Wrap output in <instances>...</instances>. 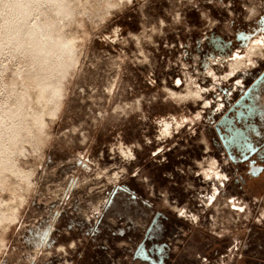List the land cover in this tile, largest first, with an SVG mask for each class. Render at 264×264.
I'll return each instance as SVG.
<instances>
[{"label":"rangeland","instance_id":"obj_1","mask_svg":"<svg viewBox=\"0 0 264 264\" xmlns=\"http://www.w3.org/2000/svg\"><path fill=\"white\" fill-rule=\"evenodd\" d=\"M59 4L35 5L28 24L73 42L77 64L56 115L39 132L24 118L7 152L0 264H264V47L225 78L264 43V0ZM46 81L60 87L27 51L3 49L0 117L25 100L38 113ZM187 86L200 99L168 92ZM212 162L220 178L204 175Z\"/></svg>","mask_w":264,"mask_h":264},{"label":"bare ground","instance_id":"obj_2","mask_svg":"<svg viewBox=\"0 0 264 264\" xmlns=\"http://www.w3.org/2000/svg\"><path fill=\"white\" fill-rule=\"evenodd\" d=\"M42 2L49 3L56 8H60L61 6L59 4V0H0V53L3 49H9L13 51L19 50L22 52L27 51L29 55L34 56L35 59L43 62L44 69L46 71H49L51 73L55 72L60 79V87H58L57 89H51L50 83L48 81L42 84L38 89L35 88V101L40 105V111L38 113L32 112L31 114H28L25 111L24 106L26 104L30 105L32 101L25 100V103L22 101V108L16 115L6 113L4 116L0 117V132L3 134L2 135L0 133V174L5 171H9L11 173L14 172L13 164H10L8 161V158H10V156L8 157L7 152H10L13 147V149H15L17 139L19 138L17 129L19 126H21L23 119L29 115L32 120V127H35L36 131L39 132L44 126V116L54 117L56 115L55 112L57 113L59 111L58 109L63 95L61 88V84H63V82L61 83V79L64 75L68 74V70H71V68L77 64H75L77 60H74L76 58L73 53V50L75 48L73 42L70 41L65 43H58L49 29H41L37 26V23H34L32 25L28 24V20L32 16L35 5ZM261 47H264V43L254 40L250 44L247 54L244 55L245 60H243V56L240 58H235L229 65V72H227L228 74L225 75V78L233 76L234 72L239 71L241 68L243 69L248 64H251L252 56H254L256 50L260 49ZM247 62L248 64H246ZM72 69L74 70L75 67ZM64 78L65 77H63V79ZM186 91L187 92L185 94L183 93L184 95H181L168 90L169 94L173 98L178 99L177 101H185L188 98L194 100L200 98L201 96L200 92H198L199 90H191V88L188 86ZM168 92L166 90V93ZM28 98H30V95H28ZM30 108L31 107L29 106V109ZM251 111L253 110L250 107V112ZM199 115L200 114L196 115V117H199ZM181 124L178 122V120L176 121L175 118L174 125L176 126V130L178 127H180ZM25 127L27 133H30L31 126L28 127V125H26ZM172 128V122L164 121L161 125V134H170V130ZM229 130L231 131V133L230 136H226V142L236 143L237 146L241 148V142L246 137L245 133L236 128H229ZM3 143L8 144H4L6 146H3ZM245 144L247 145L248 143ZM127 152L130 155V150H128ZM10 155L12 154L10 153ZM208 168L211 169V173L216 172L214 165H209ZM252 171L257 173L259 172V168L252 166ZM203 173L204 175H206V177L208 175L210 176V172L204 171ZM143 260H145V258Z\"/></svg>","mask_w":264,"mask_h":264},{"label":"crops","instance_id":"obj_3","mask_svg":"<svg viewBox=\"0 0 264 264\" xmlns=\"http://www.w3.org/2000/svg\"><path fill=\"white\" fill-rule=\"evenodd\" d=\"M200 99V98H199ZM206 106H207V104H205ZM209 165H214L215 166V162H212V163H210ZM211 169L210 168H208V171L207 172H210L211 173V171H210ZM211 174H214V176H216L217 178H220L221 177V175L219 174V173H217V172H213V173H211ZM236 208H238V210H241V208L240 207H236Z\"/></svg>","mask_w":264,"mask_h":264},{"label":"snow or ice","instance_id":"obj_4","mask_svg":"<svg viewBox=\"0 0 264 264\" xmlns=\"http://www.w3.org/2000/svg\"><path fill=\"white\" fill-rule=\"evenodd\" d=\"M181 215H183V213H181Z\"/></svg>","mask_w":264,"mask_h":264}]
</instances>
